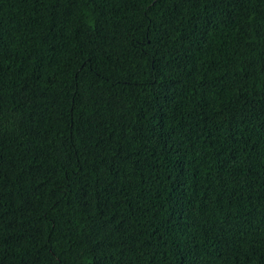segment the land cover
Wrapping results in <instances>:
<instances>
[{
  "label": "trees",
  "instance_id": "1",
  "mask_svg": "<svg viewBox=\"0 0 264 264\" xmlns=\"http://www.w3.org/2000/svg\"><path fill=\"white\" fill-rule=\"evenodd\" d=\"M0 264H264V0H0Z\"/></svg>",
  "mask_w": 264,
  "mask_h": 264
}]
</instances>
